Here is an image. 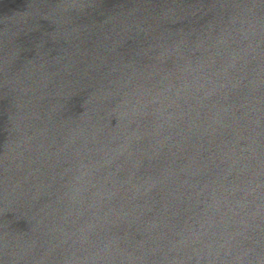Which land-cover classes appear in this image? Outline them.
I'll list each match as a JSON object with an SVG mask.
<instances>
[{"label": "water", "instance_id": "obj_1", "mask_svg": "<svg viewBox=\"0 0 264 264\" xmlns=\"http://www.w3.org/2000/svg\"><path fill=\"white\" fill-rule=\"evenodd\" d=\"M0 264H264V0H0Z\"/></svg>", "mask_w": 264, "mask_h": 264}]
</instances>
